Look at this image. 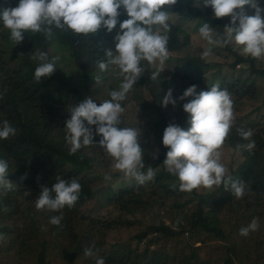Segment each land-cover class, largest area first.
Here are the masks:
<instances>
[{
  "label": "trees",
  "instance_id": "1",
  "mask_svg": "<svg viewBox=\"0 0 264 264\" xmlns=\"http://www.w3.org/2000/svg\"><path fill=\"white\" fill-rule=\"evenodd\" d=\"M200 2L202 5V0ZM257 3L264 8V0ZM18 4L19 0H0V126L7 120L17 129L15 136L0 140V159L8 163L7 178L17 182L11 190H0V234L3 235L0 264H96L97 258H103L105 264H264V94L261 96L257 84L259 78H264V67H258L256 58L242 54L230 43L218 46L217 52L231 59L227 63L217 61L219 67L212 77L206 76L208 61L196 56L172 69L165 68V61L180 45L190 43L192 33L188 30L199 32L202 24L208 23L214 32L223 33L231 17L215 18L212 8L200 7L199 0H177L161 9L169 13L168 57L159 68L154 67L158 62L149 64L142 60L143 71L121 102L124 109L135 102L147 118L146 127L140 130L138 125L136 129L140 130L138 139L143 152L141 171L146 174L148 168H152L154 180L143 184L132 181L117 192L107 182L98 193L99 187L93 181L102 178L73 176L67 160L77 153H90L95 161L99 153L108 155L98 146L82 147L70 155L71 146L65 140V120L70 118L71 106H77L85 98L91 97L99 105L111 99V91L119 90L123 81L119 69L116 67L115 74L109 75L107 69L101 71L97 66L98 62H106V41L113 39L116 32L107 36L109 32L101 27L94 34L83 35L53 27L50 37L44 32L29 31L24 33V40L16 44L3 26L2 13ZM244 10L247 15L255 13L250 5H245ZM118 11L117 25L128 19L122 8ZM37 51L47 53L49 61L54 60L57 68L50 77H42L39 82L34 78L39 62L31 58ZM153 73H159L156 79L151 78ZM192 85L197 86V92L218 85L230 94L234 120L223 145L239 153L227 174L233 180L244 182L242 198H236L230 186L225 190L223 184L180 191L179 180L163 165L168 151L162 144L164 129L169 124L184 130L190 127L185 125V116L177 117L171 104L162 110L164 95L168 89H175L177 105L183 110V103L188 101L178 98ZM260 98L258 104L251 105ZM248 104L252 107L240 114L241 108ZM129 118L124 110L120 127L133 128L134 123ZM91 127L95 131V126ZM237 129L251 130L252 136L243 139ZM99 139L94 136L95 142ZM250 141L255 142V147L248 150L246 145ZM25 174L26 178L21 179ZM114 175L122 174L106 176L113 178ZM57 176L78 180L81 185L78 200L72 208L65 206L59 212L37 210L35 199L40 187H51ZM175 192L183 196L180 205L186 207L194 202L192 210L180 219L175 217L172 223L160 220L146 224L141 233L107 243L109 232L135 225L136 219L128 215L148 213L156 208L159 217H169L170 210L171 214L173 209L179 210L177 203L166 201ZM97 195L104 199L101 205L117 204L118 211L110 212L105 219L81 213L83 206ZM53 216L63 217L60 225L50 223ZM201 217L206 219L205 224L198 222ZM253 218L258 220V229L241 236L239 230L247 227ZM192 220L196 224H191ZM196 243L200 244L196 246ZM133 244L136 246L132 248ZM87 248L93 250V256L84 255Z\"/></svg>",
  "mask_w": 264,
  "mask_h": 264
},
{
  "label": "clouds",
  "instance_id": "2",
  "mask_svg": "<svg viewBox=\"0 0 264 264\" xmlns=\"http://www.w3.org/2000/svg\"><path fill=\"white\" fill-rule=\"evenodd\" d=\"M177 0H19L16 7L3 11L4 28L10 31V39L19 44L24 40L25 32H44L51 36L52 28L73 34H94L101 27L111 33L116 29L119 9H123L128 19L120 22L119 30L114 37L115 52L105 50L106 62H98L101 71L108 65L119 69L123 81L119 90L109 93L110 100L99 105L91 97L85 98L70 110V118L65 120V140L71 146L69 154H75L86 146H98L112 160L113 168L124 178H133L140 184L151 180L154 170L148 168L144 174L141 169L143 152L139 142L140 130L131 127H120L121 114L124 108L121 102L140 77L143 69L140 62L146 60L149 64L157 61L163 65L168 57V35L171 30L168 23L169 13L161 10L165 5L175 4ZM245 5L255 10L254 15H247ZM200 7L210 6L215 18L231 17L230 25L224 27L223 33L214 32L208 23L199 28V35L207 41L209 47L203 51L202 58L211 55L213 46H227L234 43L242 54L253 58L264 56V8L257 0H199ZM238 21V25H237ZM38 61L34 72L37 82L42 77H50L56 71L54 60L49 61L45 52L37 51L32 57ZM159 73H153L156 79ZM97 81L99 77L96 78ZM188 98H191L188 100ZM180 101L183 111L188 114L187 123L190 127L182 129L176 124H169L163 132L162 144L168 151L163 165L166 170L179 180L180 191L191 192L201 186H229L236 198L245 194L243 181L233 180L228 175V169L221 162L219 151L227 137L234 120L233 102L227 90H221L213 85L207 91L197 92V86L188 87ZM177 104L173 98V90L168 89L163 98L162 106ZM86 122V123H85ZM91 126H95V131ZM243 139L252 136L251 130L237 129ZM17 129L9 121H3L0 126V140L15 136ZM94 136H99L98 142ZM248 150L255 147V142L246 145ZM26 175L21 179H25ZM8 177V163L0 159V188L11 190L13 183ZM110 180V176L105 177ZM81 185L77 179L66 180L60 176L51 187L42 185L35 199L37 210L59 212L65 206L72 208L79 198ZM54 194V195H53ZM62 216H53L50 223L60 225ZM259 227L257 218H253L247 227H242L241 236H247L250 231ZM0 239L3 235L0 234ZM93 250H84L85 256H93ZM96 264H105L103 258H97Z\"/></svg>",
  "mask_w": 264,
  "mask_h": 264
},
{
  "label": "rangeland",
  "instance_id": "3",
  "mask_svg": "<svg viewBox=\"0 0 264 264\" xmlns=\"http://www.w3.org/2000/svg\"><path fill=\"white\" fill-rule=\"evenodd\" d=\"M124 12V10H123ZM119 30V25L116 26V29H114L111 33L114 34L115 32H117ZM189 32L192 33V37H191V41L188 45H180L179 49L173 53V55L170 57L169 60L165 61L166 63V69H172L174 66L176 65H182L183 63L187 62L189 60L190 57L192 56H196L199 57L203 60L208 61V66L206 68V76L207 77H212L215 73V69H217L219 67V63H217V61H221L222 62H230L231 58H226L225 55L223 53H221L219 50L217 52V48L218 46H213L212 47V53L210 56L206 57V58H202V53L203 51H205L209 45L207 44V41H205L204 39H202L199 35V32H196L195 30H188ZM195 31V32H193ZM107 36H111L110 33L106 34ZM107 46H106V50H112L113 52H115V42H114V37L113 39L107 40ZM236 46V45H235ZM237 47V46H236ZM203 49V51L200 50ZM239 48V47H238ZM57 57H61L62 55L57 54ZM70 61V59H68ZM158 63L154 65V67L159 68L158 65H160L159 61H157ZM256 64L258 67H264V56H262L261 58L257 59L256 58ZM70 65L73 66L72 62H70ZM115 70H116V66L115 65H110L109 68H107V73L109 75L111 74H115ZM156 70V69H154ZM226 74H230L229 72H226ZM160 80H162L163 82V86L165 87V81L164 79L160 76ZM257 84L259 86L260 89V93L261 96L264 94V78H259L257 80ZM173 98L175 99L176 97V90L173 89ZM166 95V94H165ZM164 95V96H165ZM260 99H256L255 102H253L251 105H256L260 102ZM247 105L245 107H242L241 110L239 111L240 114H245L248 112L249 108H251V105ZM172 105V104H171ZM162 106V105H161ZM173 109H175V112H177V117L180 116H185V119L187 118L188 120V114H186L181 108L179 109V105H175V107L172 105ZM164 106H162V110L164 111ZM178 109V110H177ZM125 111L129 114V119L131 120L133 124V128H136L138 125L140 127V130H142V127H146L147 125V118L143 115L142 110L140 109L139 106H137L135 104V102H130L129 104L126 105L125 107ZM235 113L237 112L234 111ZM189 124L185 123V125ZM183 129V128H182ZM219 151L222 153L221 156V162L225 165V167L228 169L229 172V165L232 163V160L236 157L239 156V153L234 151L233 148L227 147L222 145L221 148L219 149ZM155 152H157V149H155ZM96 161L93 159V155H91L90 153L86 154H80L77 153L74 155V157H68L67 162L69 164H71L72 166V171L74 172L75 176L76 174H78V178L83 177L85 179H89L90 177L93 176H97L98 178H102L100 181L99 179L94 180V185L97 188V192L101 193L102 189L101 186L103 184H106L107 182L109 184H112L113 189L117 192L120 188H125L127 187L126 185H131L132 181H136L133 178H129L126 179L124 178L122 175L118 176V175H114L113 178H111L110 180H106L105 176L108 174H115L116 172H119L118 170H115L113 168V163L114 161L112 160V158H110L109 156H104L102 154H97L96 157ZM77 172V173H76ZM12 183H13V187L16 186V180L14 178H8ZM154 180V177L151 179V181ZM94 186V187H95ZM134 186H136V182L134 183ZM199 189H206L205 187L201 186L199 187ZM0 190H2V188H0ZM101 190V191H99ZM104 199H102L99 195L93 197L92 199H90L82 208L81 213L87 214V215H92L94 217H99V218H109L108 215L110 212L115 213L117 210V204H105L103 203V205H101ZM166 201L168 203H177L178 204V209L179 210H174L173 209V213L171 214V210L169 213V217H164V216H158L159 215V211L155 208L152 211L146 213L145 211H141V212H135L133 214H131L130 216L128 215L127 217L133 219H136V223L135 225H131V226H127V227H121L118 230H114L112 232H109V239L107 241V243H113L116 240H125L127 238H129L132 235L141 233L145 227L146 224H151V223H159L160 220H163L165 223H172V220L176 217L177 219H180L186 212H188L189 210H192V208L195 206L194 202L190 203L188 206L184 207L182 204L183 202V196H179L178 192H175V194L172 197H169L168 199H166ZM116 203V202H115ZM184 210V211H183ZM201 220H198L199 223L201 224H205L204 221H206L205 218H199ZM193 222V220L191 221ZM191 224H196V221L191 223ZM200 243H196L195 245H199ZM136 244L132 245L131 247H135ZM141 248V247H140ZM201 253H203V251H201Z\"/></svg>",
  "mask_w": 264,
  "mask_h": 264
}]
</instances>
